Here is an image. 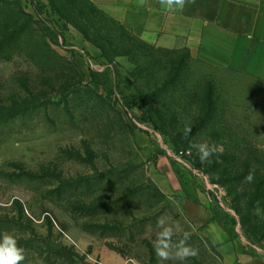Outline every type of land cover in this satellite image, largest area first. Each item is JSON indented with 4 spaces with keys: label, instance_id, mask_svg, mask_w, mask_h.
Returning a JSON list of instances; mask_svg holds the SVG:
<instances>
[{
    "label": "rangeland",
    "instance_id": "374dc122",
    "mask_svg": "<svg viewBox=\"0 0 264 264\" xmlns=\"http://www.w3.org/2000/svg\"><path fill=\"white\" fill-rule=\"evenodd\" d=\"M251 87L186 49L143 43L87 0H0V233L17 238L23 264H158L157 219L187 232L151 179L166 155L191 169L216 220L264 254V177L252 199L229 181L264 150ZM203 141L223 153L201 164L189 147ZM187 233L199 254L186 264H218Z\"/></svg>",
    "mask_w": 264,
    "mask_h": 264
},
{
    "label": "crops",
    "instance_id": "0c3cea01",
    "mask_svg": "<svg viewBox=\"0 0 264 264\" xmlns=\"http://www.w3.org/2000/svg\"><path fill=\"white\" fill-rule=\"evenodd\" d=\"M87 1L143 43L186 49L218 72L247 77L252 81L247 93L253 105L250 120L264 128V0H195L182 12L166 10L159 0L143 5L138 0ZM150 174L160 192L177 201L185 230L216 250L218 264H264V254L248 249L216 220L206 190L188 166L162 155Z\"/></svg>",
    "mask_w": 264,
    "mask_h": 264
},
{
    "label": "clouds",
    "instance_id": "9594fccd",
    "mask_svg": "<svg viewBox=\"0 0 264 264\" xmlns=\"http://www.w3.org/2000/svg\"><path fill=\"white\" fill-rule=\"evenodd\" d=\"M138 3L143 5L145 0H138ZM192 3H195V0H159V4L166 10L174 12H182L186 5ZM191 130V127L184 128L185 137L191 133ZM192 149H196L201 164L208 162L213 155L222 154L224 151L222 145L209 144L207 141L191 143L189 153ZM244 179L245 182L251 183L254 179L253 173L249 172ZM254 214H261L259 206L254 209ZM156 228L158 231L153 241V250L158 264L168 261L186 264L189 259L198 256L199 249L189 244L190 234L183 231L179 222L170 223L166 217L161 216L157 219ZM181 233H183L182 236ZM174 236L180 238L174 241ZM25 258V251L18 246L17 238L9 232L0 233V264H23ZM130 264H136V261L131 260Z\"/></svg>",
    "mask_w": 264,
    "mask_h": 264
},
{
    "label": "trees",
    "instance_id": "16d2710c",
    "mask_svg": "<svg viewBox=\"0 0 264 264\" xmlns=\"http://www.w3.org/2000/svg\"><path fill=\"white\" fill-rule=\"evenodd\" d=\"M127 104H130V102H128ZM239 154L242 155L241 152H239ZM240 155L238 157H241ZM255 155L261 158V161L258 165L256 166L248 165V166H244L243 168L238 167L235 169L233 177H230L229 179L230 183H233L236 186V188L242 192V195L245 198L251 197V199L253 197L255 198L259 197L258 195L259 188L255 184L258 181L260 182L261 178L264 177V150L256 151ZM249 172H252L254 175V179L251 183L245 182L244 179L249 174Z\"/></svg>",
    "mask_w": 264,
    "mask_h": 264
},
{
    "label": "built area",
    "instance_id": "2783aa9c",
    "mask_svg": "<svg viewBox=\"0 0 264 264\" xmlns=\"http://www.w3.org/2000/svg\"><path fill=\"white\" fill-rule=\"evenodd\" d=\"M46 28L49 29L50 27L46 25ZM55 35H56V37L58 36V38L61 37L60 34L57 33V32H55ZM114 94H116V96L118 97V103L121 104L122 110L125 111L126 113H129V107L131 105L130 104H127L128 102L125 99H123V97L121 98L120 92L114 91ZM133 122H135V121H133ZM180 154L182 155L183 152L181 151ZM174 158L177 159L176 157H174Z\"/></svg>",
    "mask_w": 264,
    "mask_h": 264
}]
</instances>
